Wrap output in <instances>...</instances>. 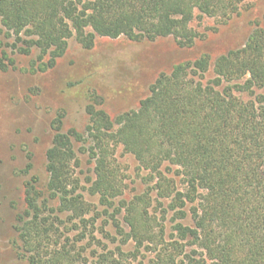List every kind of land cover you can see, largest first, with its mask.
<instances>
[{"label":"trees","instance_id":"obj_1","mask_svg":"<svg viewBox=\"0 0 264 264\" xmlns=\"http://www.w3.org/2000/svg\"><path fill=\"white\" fill-rule=\"evenodd\" d=\"M240 2L0 0V39L14 38L8 47L24 56L37 50L46 71L73 38L87 50L97 37L173 38L191 48L199 38L196 18L228 22L240 14ZM2 53L0 69L7 71L15 60ZM211 71L215 77L207 81ZM257 90H264L262 29L215 62L204 55L175 66L150 86L137 110L114 119L92 95L84 133L65 132L61 112L51 124L48 181L32 176L25 183L15 226L18 258L135 264L146 253L153 256L149 264H264V95ZM119 148L146 174L148 189L131 199L124 195ZM31 170L28 165L26 173ZM87 195L98 198L104 213ZM131 243L134 251H125Z\"/></svg>","mask_w":264,"mask_h":264},{"label":"rangeland","instance_id":"obj_2","mask_svg":"<svg viewBox=\"0 0 264 264\" xmlns=\"http://www.w3.org/2000/svg\"><path fill=\"white\" fill-rule=\"evenodd\" d=\"M240 3V14L228 22L196 18L192 27L199 38L191 48H180L173 38L133 42L125 37H97L94 47L87 50L73 38L66 54L46 71L37 50L24 56L10 47L14 38L1 37L0 58L7 51L15 65L7 71L0 69V264H26L15 248L16 218L24 209V187L30 177L37 176L42 183L48 181L46 152L53 140L51 124L58 115L65 114V132L74 129L84 133L88 124L86 107L92 95L102 98L101 108L114 119L137 110L149 96L150 86L162 74H171L175 66L204 55L215 62L242 48L255 30H264V0ZM214 77L211 71L206 80ZM256 95H264V90H257ZM243 98L254 99L248 95ZM82 160L86 177L90 173L89 159L83 156ZM116 160L127 199L148 189L146 174L132 156L119 148ZM28 165H32L29 174ZM86 199L104 213L98 198L87 195ZM105 218L101 217L99 223ZM108 230L115 235L112 227ZM124 250L134 251V244ZM152 258L145 253L135 264H149Z\"/></svg>","mask_w":264,"mask_h":264}]
</instances>
